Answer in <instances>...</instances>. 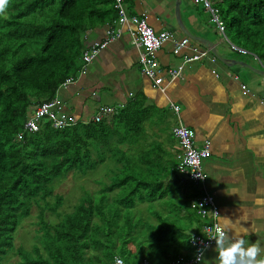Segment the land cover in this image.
Returning <instances> with one entry per match:
<instances>
[{
    "label": "trees",
    "instance_id": "trees-1",
    "mask_svg": "<svg viewBox=\"0 0 264 264\" xmlns=\"http://www.w3.org/2000/svg\"><path fill=\"white\" fill-rule=\"evenodd\" d=\"M216 7L232 15L240 45L264 62V0ZM116 14L111 0H11L0 16V264L12 256L16 264H111L114 256L127 264L167 260V229L151 228L148 221L160 213L154 200L165 196L163 186H176L167 177L176 166L167 170L154 149L130 155L135 129L143 125L140 112H133V121L135 108H124L112 123L104 118L59 129L44 117L22 131L36 107L75 76L86 48L84 33L111 25ZM102 163L108 182L97 179L95 194L82 193L65 206L55 192L59 182L70 171L83 176ZM33 206L37 221L31 225L37 228L30 249L15 247ZM156 245L163 250L151 254Z\"/></svg>",
    "mask_w": 264,
    "mask_h": 264
},
{
    "label": "crops",
    "instance_id": "crops-1",
    "mask_svg": "<svg viewBox=\"0 0 264 264\" xmlns=\"http://www.w3.org/2000/svg\"><path fill=\"white\" fill-rule=\"evenodd\" d=\"M111 1L114 7V0ZM121 1L128 18L145 13L146 22L155 33L169 31L175 41L186 38L175 21V0ZM230 1L212 0V3L217 6ZM116 13V20L111 25L97 26L84 33L86 48L103 41L111 29L118 37L97 55L83 74H79V66L75 76L64 81L73 79V83L60 85L55 97L49 100H57L56 113L74 119L75 124L99 123L106 116L111 117L109 122L112 123L113 117L127 103L135 104L132 112L142 114L143 125L135 129L130 155L157 150L160 153L159 162L170 171L182 156V150L172 135L173 127L182 123L192 129L197 147H201L204 141L210 143V155L202 163L206 175L204 190L213 197L219 216L227 217L233 223L240 220L239 226L248 229L243 238L249 244L257 243L264 249V76L239 64L245 63L260 70L258 56L243 48L241 42L235 45L226 36L234 47L245 53L231 49L230 43L223 41L210 14L200 3L179 0L180 19L186 31L210 41L217 55L230 65L221 63L209 53L207 59L183 65L181 76L170 81L169 72L182 65V56L190 49L185 48L180 55H176L172 51V42L168 41L156 55L161 70L160 78L156 76L159 79L156 85L139 66V53L131 38L133 23L119 24ZM193 45L200 50H209L199 42L190 41V46ZM242 87L249 92L244 93ZM87 96L92 98V106ZM171 105L179 106L178 117ZM104 108L107 113L101 114L99 121H94L93 118ZM185 109H191L188 115L183 111ZM29 116L22 131H29L25 129ZM21 134L16 136L19 138ZM102 167L109 175L106 166ZM167 177L168 180L172 177L176 180L177 193L186 185L188 194L184 199L175 195L168 199L169 195L156 198L154 206L160 213L149 219V226L160 231L164 227L167 229L163 236V245H169L167 260L193 258L194 250L189 245V238L193 233H200L203 220L189 209V203L199 196L200 191L190 183L178 182L177 171ZM190 195L195 197H188ZM228 235L231 238L233 233ZM162 250V245H156L150 253ZM261 257H264V251ZM216 258L215 247H210L196 264H218Z\"/></svg>",
    "mask_w": 264,
    "mask_h": 264
},
{
    "label": "built area",
    "instance_id": "built-area-1",
    "mask_svg": "<svg viewBox=\"0 0 264 264\" xmlns=\"http://www.w3.org/2000/svg\"><path fill=\"white\" fill-rule=\"evenodd\" d=\"M195 3H200L203 8L210 14V19L215 26L216 31L222 37L223 41L230 43L224 33V24L219 17V9L213 5L212 0H193ZM114 9L118 12L117 21L119 24L126 22L133 23V31L131 32L132 44L139 53V66L142 73L152 80L156 85L159 82L161 70L157 61V53L161 47L168 41L172 42V51L176 55H180L183 49L189 48L190 52L182 56V65L175 71L169 72L170 81H174L181 76V69L183 65L197 62L207 59L209 50H200L197 47L190 46V40L184 38L179 41H175L173 35L169 31H163L155 33L153 29L147 24L145 13L139 16L127 17L121 0H114ZM118 37V34L113 29L108 31V36L100 42L93 43L91 46L83 50L81 54V64L79 67V74H83L87 67L95 60L97 55L104 50L111 42ZM230 48L245 53L244 50L234 47L230 43ZM260 66V70L264 71V62L257 58ZM73 79L67 80L63 85L73 83ZM244 93H248L249 90L246 87H242ZM57 108V100L44 102L36 107L34 112L29 116L25 123V129L30 130L32 125L35 124L41 118H48L51 121V126L54 129L64 128L68 125H74V119L62 115H58L55 111ZM171 109L178 117L180 108L177 105H171ZM106 109H101L99 113L93 118L94 121H99V118L104 115ZM172 135L176 139L178 145L182 150V156L180 161L176 165V171L178 173L180 183H190L193 186L198 187L200 194L190 203V207L195 213L203 220L200 233H193L189 238V245L194 250V257L183 259L181 257L171 259L165 264H196L197 255L199 250L203 252L210 248L215 247V241L211 238L215 234V228L219 216V209L214 202L213 197L204 190V184L206 181V175L202 168V163L210 155V143L204 141L201 147H197L195 143V133L192 129L184 126L182 123H178L172 129ZM117 259L120 257H114L112 264H116ZM123 260V259H122ZM124 264H127L124 262ZM139 264H151L146 259H142Z\"/></svg>",
    "mask_w": 264,
    "mask_h": 264
},
{
    "label": "rangeland",
    "instance_id": "rangeland-1",
    "mask_svg": "<svg viewBox=\"0 0 264 264\" xmlns=\"http://www.w3.org/2000/svg\"><path fill=\"white\" fill-rule=\"evenodd\" d=\"M220 19L223 21L224 24V33L225 36H227V38L229 39V41L233 42L235 45H239V40L237 39L236 35H235V28L232 26V15L228 14L225 15V13H221L219 14ZM60 89V88H59ZM58 89V90H59ZM64 90V88L62 89ZM88 99V101L90 102L91 106H92V98L90 96L86 97ZM135 104H131L129 105L128 103L124 106L125 108H135L134 107ZM184 112L187 113V115L190 113L191 109H185L183 110ZM131 114V121L135 120L137 118V115L133 114V112L130 113ZM119 113L117 114L116 118H118ZM108 119V121H110L111 117L106 116ZM168 122V121H167ZM116 125H120V124H116ZM116 125H114L113 127H115ZM170 127L169 125H167V130H169ZM129 146V145H126ZM121 149H124V147ZM132 148H130L131 150ZM104 165V163L98 165V167L95 168V170L93 171H89L87 172L85 175L83 176H79L73 172H69L66 177H64V179H62L58 186L55 188V192L62 196L64 199L63 201L65 202V206L70 207L72 204H74L76 202V198H78V196L80 194H95V192L98 190V186L97 184H95L97 179H104V182H107V178H105L107 176V174L104 172V168L102 167ZM164 187L165 190V196L169 195L168 197H166V199L171 198L173 195L176 196V198H181L184 199L186 197V194H188V187L186 185L183 186V190H180L179 193H177L178 187L175 185H170L169 187ZM167 202L169 203L170 200H167ZM142 206L141 209H144L145 205H140ZM156 206V205H155ZM36 207H32L31 209V214L29 219L24 220L23 225L21 227V229L18 231L17 235L15 236V240H14V244L15 247L21 245L23 246V248L29 250L30 249V245H31V241L33 240V231L34 229H36V225H31L32 222H36L37 219L35 220V216H36ZM140 217V216H137ZM138 228L136 229V231L140 232V235L143 237L144 233L146 232L145 230L143 231L141 223L138 221L137 224ZM171 259H175V258H171ZM169 259V260H171ZM17 257L16 256H12L10 257L7 262L5 264H16L17 263ZM168 260V261H169ZM167 262V261H166ZM166 262H158L159 264H165ZM150 263V262H149ZM151 264H156V263H151Z\"/></svg>",
    "mask_w": 264,
    "mask_h": 264
},
{
    "label": "clouds",
    "instance_id": "clouds-1",
    "mask_svg": "<svg viewBox=\"0 0 264 264\" xmlns=\"http://www.w3.org/2000/svg\"><path fill=\"white\" fill-rule=\"evenodd\" d=\"M11 0H0V16L7 14ZM215 234L211 240L215 241L218 264H264V251L257 243L249 244L243 237L248 229L240 225V220L233 223L227 217L218 216ZM232 232L231 238L228 233ZM203 250L198 251L197 261L202 260ZM116 264H124L122 259H117Z\"/></svg>",
    "mask_w": 264,
    "mask_h": 264
},
{
    "label": "water",
    "instance_id": "water-1",
    "mask_svg": "<svg viewBox=\"0 0 264 264\" xmlns=\"http://www.w3.org/2000/svg\"><path fill=\"white\" fill-rule=\"evenodd\" d=\"M174 15H175V21H176V23H177L178 28L180 29V31L182 32V34H183L186 38H188L190 41H196V42H199L204 48L208 47L210 53H211V54H212L217 60H219L221 63H223V64H225V65H230V63L226 62L227 60H225V59H221V58L217 55V53H216V51H215V49H214V47H213V45H212V43H211L210 41L204 40V39H202V38H200V37H196V36L190 34L188 31H186V29H185L184 26L182 25V22H181V19H180V13H179V0H175ZM236 63H238V62H236ZM239 64H242L243 67H245V68L251 70L253 73H255V74H257V75H262V76H264V71H263V70H258V69L252 68V67L246 65L245 63H239Z\"/></svg>",
    "mask_w": 264,
    "mask_h": 264
}]
</instances>
